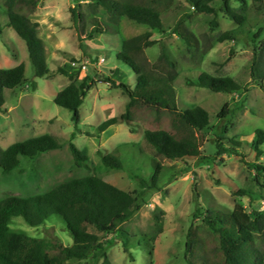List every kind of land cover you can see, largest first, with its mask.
<instances>
[{
	"label": "rangeland",
	"instance_id": "1",
	"mask_svg": "<svg viewBox=\"0 0 264 264\" xmlns=\"http://www.w3.org/2000/svg\"><path fill=\"white\" fill-rule=\"evenodd\" d=\"M187 7L185 0H180ZM76 0H41L30 18L39 23V34L45 41L49 67L54 70L49 77H36L25 42L6 26V14L0 5V67L24 64L25 82L14 89H5V103L0 109V146L42 134H52L61 146L40 153L33 159L22 158L19 166L10 172H0V199L16 195L27 197L45 193L58 183L82 176L98 174L102 178L128 190L137 192L139 208L120 224L112 234L97 233L105 241L106 252L113 264H186V233L191 227H204L201 218L194 217L206 209L233 208L242 203L264 209V176L250 164L255 161L254 132L264 130V78L262 83L251 75L254 44L264 47V0L259 3L246 0L251 21L234 39L220 41L225 31L236 29L220 6L215 13H199L190 8L187 26L198 37L200 48L186 47L183 40L171 32L175 18L164 20L165 32L151 29L122 17L118 32L98 34L89 40L75 31L81 25L73 20L69 8ZM234 6L238 2L232 1ZM88 15L87 3L79 8ZM98 9L97 11H99ZM99 16V15H98ZM104 19V17H101ZM217 25H211V20ZM41 23V24H40ZM151 31L157 43L145 50L154 61L161 48L177 59L180 69H202L217 76H231L238 81L241 92H214L206 87L189 86L176 80V95L172 106L200 105L209 112L210 123L199 131L201 155L186 161L159 157L143 137L146 129H164L173 133L175 114L163 111L155 117L153 109L143 108L133 121L134 132L126 123L111 125L99 133L97 126L111 116L124 111L127 96L120 88L99 81L118 68L119 81L131 87L135 74L130 67L116 58L122 41L140 33ZM259 31L260 35L255 37ZM261 31V32H260ZM208 47L207 52L202 48ZM100 57L104 61L96 64ZM89 58L84 71H72L71 61ZM76 72L75 78L90 76L96 79L79 106L80 120L75 123L68 109L54 103L56 93L65 87L69 77L58 70ZM98 79V80H97ZM35 81L36 89L30 84ZM223 133L242 143L246 161L229 152L216 153L215 136ZM70 142H73L88 159L86 166L75 164ZM263 152L259 162L264 164ZM111 153L125 162L122 169H110L101 164V155ZM151 159L159 160L163 169L157 187L142 188L134 175L150 181ZM232 186H229V183ZM248 189L251 195H233L232 189ZM251 197V198H250ZM11 227L29 235L50 241L51 248L71 245L72 237L61 220L53 215L44 224L33 227L21 217L13 216ZM146 236L138 242L136 237ZM106 241H110L109 243ZM66 264H92L89 257Z\"/></svg>",
	"mask_w": 264,
	"mask_h": 264
},
{
	"label": "trees",
	"instance_id": "2",
	"mask_svg": "<svg viewBox=\"0 0 264 264\" xmlns=\"http://www.w3.org/2000/svg\"><path fill=\"white\" fill-rule=\"evenodd\" d=\"M41 0H0L6 14V26L11 27L26 45L29 59L36 77H49L52 70L48 65L46 44L39 34V23L30 18ZM76 0L69 8L71 18L78 19L81 25L75 31L93 39L98 34L118 32L122 17L151 29L164 33V20L172 15L175 20L171 32L181 38L186 47L200 48L196 34L187 26L189 10L199 13H215L218 4L224 13L236 24V29L223 32L220 41L234 39L245 27L251 26L247 14L246 0ZM232 1L238 2L237 6ZM261 3L263 0H254ZM87 3L90 11L84 14L79 8ZM100 9L98 12L97 10ZM99 15V16H98ZM101 17H104L102 19ZM216 26V20H211ZM261 32V31H260ZM2 26L0 25V34ZM259 31L255 37L259 36ZM158 41L152 38V32L146 31L126 38L116 58L130 67L135 74V85L113 78L118 68H113L103 77L102 82L113 88H120L127 96L124 111L111 116L97 126L99 133L111 125L126 123L130 132H134L133 121L143 108L153 109L155 117L163 111L175 114L173 133L164 129H146L143 132L145 142L162 158L177 161L198 158L201 155L198 132L210 123L209 112L200 105L172 106L176 95L175 82L182 80L186 85L206 87L214 92H241L242 85L231 76H217L202 69H180L179 62L161 48L156 59L150 61L145 50ZM251 75L262 83L264 78V47L254 44ZM208 47L202 48L203 53ZM70 82L60 89L54 103L68 109L72 120H80L79 106L95 84L94 77L75 78L76 72H67L60 67ZM98 80V79H97ZM25 82L24 64L13 67H0V109L4 106L5 89H14ZM30 86L36 89V82ZM225 129L215 136L216 153L229 152L246 161L240 140L223 135ZM264 130L254 132L255 161L250 164L264 176V164L258 160L263 152ZM61 146V141L52 134H42L15 141L6 147L0 146V172H10L17 168L22 158L33 159L42 152ZM70 150L78 166H86L88 159L73 142ZM101 155V164L110 169H122L125 162L111 153ZM152 174L150 181L134 175L142 188L157 187L163 169L162 163L151 159ZM229 186L232 183L228 182ZM233 195H251L248 189L234 190ZM251 198V197H250ZM264 202V197H262ZM139 208L137 192L118 186L98 174L82 176L58 183L45 193L20 197L9 195L0 199V264H66L68 261L92 259V264H113L106 252L105 241L92 231L101 234L116 232L131 213ZM57 216L72 237V243L57 249L51 248V242L29 235L25 231L11 227L12 217H21L30 226H40L51 217ZM194 217L201 218L203 228L191 227L186 233V264H264V209L242 203L233 208L206 209ZM146 236L136 237L138 242ZM110 242V241H106Z\"/></svg>",
	"mask_w": 264,
	"mask_h": 264
},
{
	"label": "built area",
	"instance_id": "3",
	"mask_svg": "<svg viewBox=\"0 0 264 264\" xmlns=\"http://www.w3.org/2000/svg\"><path fill=\"white\" fill-rule=\"evenodd\" d=\"M103 61H104V58L100 57L99 60L96 62V64L98 65ZM88 63H92V61L89 58H86L85 60L81 62L71 61L69 63V67L72 71H84L87 69Z\"/></svg>",
	"mask_w": 264,
	"mask_h": 264
},
{
	"label": "crops",
	"instance_id": "4",
	"mask_svg": "<svg viewBox=\"0 0 264 264\" xmlns=\"http://www.w3.org/2000/svg\"><path fill=\"white\" fill-rule=\"evenodd\" d=\"M32 20H33V19H32ZM40 24H41V23H40ZM95 37H96V36H95ZM113 78L119 81V78H118L116 75H114Z\"/></svg>",
	"mask_w": 264,
	"mask_h": 264
}]
</instances>
